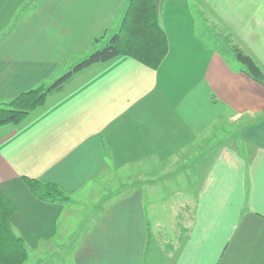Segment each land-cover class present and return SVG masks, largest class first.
<instances>
[{
	"label": "crops",
	"instance_id": "crops-1",
	"mask_svg": "<svg viewBox=\"0 0 264 264\" xmlns=\"http://www.w3.org/2000/svg\"><path fill=\"white\" fill-rule=\"evenodd\" d=\"M153 2L167 42L157 67L126 55L91 64L0 126L13 230L28 252L71 246L73 264H264V85L236 55L264 71V0ZM126 6L0 0V101L106 45ZM207 27L231 58L204 43ZM22 175L67 198H36Z\"/></svg>",
	"mask_w": 264,
	"mask_h": 264
},
{
	"label": "trees",
	"instance_id": "trees-1",
	"mask_svg": "<svg viewBox=\"0 0 264 264\" xmlns=\"http://www.w3.org/2000/svg\"><path fill=\"white\" fill-rule=\"evenodd\" d=\"M166 51V37L153 0H127L120 28L106 45L90 53L51 84H38L11 99L1 100L0 126L21 123L34 109L44 104L50 92L91 64L126 55L145 66L155 68L166 55ZM236 55L242 62L243 70L264 85V71L253 57L239 48ZM21 178L32 195L42 201L54 202L67 198L53 182L26 175H22ZM15 211L14 203L0 188V264H22L26 259L27 250L23 240L14 232L11 225V217Z\"/></svg>",
	"mask_w": 264,
	"mask_h": 264
},
{
	"label": "rangeland",
	"instance_id": "rangeland-1",
	"mask_svg": "<svg viewBox=\"0 0 264 264\" xmlns=\"http://www.w3.org/2000/svg\"><path fill=\"white\" fill-rule=\"evenodd\" d=\"M14 1H16V0H12V2H14ZM11 5H13V4H11ZM9 14H10V10L9 9L3 11L2 14H0V26L2 28L4 27L1 30L2 33L7 31L6 29L8 27L9 21H10ZM11 16H12V14H11ZM18 22H19V20L14 22L13 25H15ZM201 31H203V30H201ZM202 39H203L204 43H206L208 45H217L218 49L222 50L226 57L231 58L232 53L229 52L226 49L225 44L222 42V39L220 38L219 34L217 33L216 27L215 28L214 27L205 28L204 35L202 36ZM82 57H85V54H83ZM65 70L66 69H63V70L62 69H58V70H56V72L54 74L55 76H53L50 80H47L45 85L51 84L59 76H61L63 74L62 72H64ZM42 84H44V83H42ZM223 126H224V130L228 129L229 131L234 128V126L232 124H224ZM223 126H221L220 128H223ZM235 128H236V126H235ZM225 134H226L225 132L221 131L218 134V136L220 138L221 136H223ZM157 198H160V196H158ZM53 247H54V249H52V250H48L50 248H47L46 246L40 247V250L30 249L29 252L27 251L26 259H25V261L22 264H73L70 261L71 246H69V245L68 246H63V245L61 246L60 245V246H57V247L56 246H53ZM63 255L66 257V259L69 260V262H67L65 260H63V262L61 261L60 257L63 256Z\"/></svg>",
	"mask_w": 264,
	"mask_h": 264
}]
</instances>
